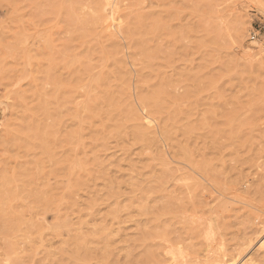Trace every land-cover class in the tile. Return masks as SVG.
Instances as JSON below:
<instances>
[{
	"label": "rangeland",
	"instance_id": "1",
	"mask_svg": "<svg viewBox=\"0 0 264 264\" xmlns=\"http://www.w3.org/2000/svg\"><path fill=\"white\" fill-rule=\"evenodd\" d=\"M254 32L264 38V0H0V264H60L77 237L100 229L96 246L112 242L125 264L169 191L201 206L187 219L193 234L185 238L186 219L170 228L164 222L169 235L152 242L156 258L147 264L193 260L206 247L210 217H218L222 239L202 254L213 256L203 264H239L253 246L244 264H264V48L251 39ZM157 51L149 77L145 53ZM165 76L176 95L195 91L194 99L172 105L192 110L173 129L181 147L188 123L203 125L205 135L191 141L197 160L211 128L220 125L230 136L218 158L225 163L215 160L216 186L189 177L198 178L163 135L166 116L153 117L140 102V91ZM110 93L123 104L117 114L105 98ZM33 112L54 130L53 158L45 159L35 140L7 141L19 128L28 137ZM130 113L149 132L145 141H136L135 123L123 119ZM160 170L182 178L168 179L155 201L143 198L139 185L157 186ZM196 182L204 189L187 188ZM43 186L54 194L49 210L28 192ZM141 204L149 207L146 216Z\"/></svg>",
	"mask_w": 264,
	"mask_h": 264
},
{
	"label": "bare ground",
	"instance_id": "2",
	"mask_svg": "<svg viewBox=\"0 0 264 264\" xmlns=\"http://www.w3.org/2000/svg\"><path fill=\"white\" fill-rule=\"evenodd\" d=\"M146 33H148V32H146ZM131 35H133V33H131ZM238 36H242V30L241 29L238 30ZM133 39L136 42V38H135L134 35H133ZM211 44H213V43H211ZM160 52L161 51H157L156 53H151V54H146L145 53V61L144 62L146 64V68L148 70L147 73H148L149 77H151L153 75V72L155 70L154 67H153V64H152L153 62L152 61L157 59V57L160 54ZM123 75L124 76H122V79L125 82L127 80V77L125 76L124 73H123ZM142 75H143V77L147 76L146 73H144ZM108 79L109 78L103 77V80H108ZM172 82L173 81L169 77L165 76V77H163L160 80V84L159 85H158V83L150 84L149 86H151V87H150L149 90L147 88H145V89L140 91V102L144 106V108H146V109H148L150 111V113H151V115L153 117L158 116V115L159 116H164V115L166 116L167 122L164 125V129H163L164 133H163V135L169 141L172 142L173 148H175V147L178 148V149H176L177 151L175 152L176 158H179V159H181V160H183L185 162H188L190 165H188L187 163H185L184 165L187 166L188 168H189V166H191L190 167L191 170L189 169L190 173L191 174H195L198 178H195L192 175H190L189 177L191 179H193V180H196V181L199 180V181L207 182L209 185H215L216 186L218 184V179L220 177L217 174V172H218L217 169H216L217 163H215V160H218L221 163H225V160H223V162H222L218 158H220L219 155L221 154L222 149H225L228 146V144H226L223 139L229 140L230 136L226 134V132L221 128L220 125H216L215 127L211 128L210 130L212 132L211 131H209V132H211L213 134V136L211 135V141L209 142V147L206 149V153L202 154V159L197 160V158L193 157L194 156L193 152H195L194 151L195 149L193 150V147L191 145V141L196 135H198V136L199 135H202V136L205 135V134L202 133L203 125H201L199 123H195V124L194 123H188L187 126L183 129V132L181 131L182 135H183V138H184V141L186 142L185 146L181 147L179 145L180 143H177L178 139H179V135H175L173 133V129H174V127H178L177 125L181 121V118H182L181 116L188 115V114L190 115V113H192V110L190 108H189L190 110L183 109V108L176 110V109H173L172 105L176 101H181L183 99H194L195 91H190L189 93H186L185 95L178 96V95H176V93H174L173 91L170 90V88H172V86H171ZM199 84H200V82H199ZM111 85H112V83H111ZM105 91L107 92V89H105L104 92ZM116 92H117L118 95H120V96L122 95L123 96L125 94V92H126V87L118 89V90H116ZM105 98L107 99V102L109 103V105L112 108L111 113L113 112L114 114H117V113L122 111L123 104L120 103L119 100H117V96L115 94H113V93L107 94V95H105ZM36 109H37V107H36ZM100 112L102 113L101 110H100ZM130 114L131 115L128 114L123 119L125 121L129 120V121H133L135 123L136 128H137V131L134 134L135 138H136V141L137 140L145 141L147 139L148 135H149V132L145 131L144 130L145 128L144 129L142 128L141 120H140V118L138 117V115L136 113H130ZM213 114L217 115V113H213ZM108 115H106V116H108ZM31 119L32 120L30 121V125H28V127H29V129L31 131L28 133V137L27 138L26 137L24 138V136L27 135V133H25L27 130L19 128V129L12 130L10 132V135H9L10 138L8 137L7 141L11 142V141L15 140L19 144V142L22 139H28L29 138V139L35 140L39 144V146L43 147L44 158L45 159L53 158V155H54V154L52 155L53 145H54L53 144V140H55L53 138V136H54L53 128L39 123L38 121H40V119H39V116H38L37 112H33ZM112 119H113V121L117 120V121L121 122L116 117H112ZM56 137H58V136L56 135ZM54 143H55V141H54ZM210 155H213L214 157L209 158ZM72 158H74V157L72 156ZM183 161H181V162H183ZM49 162H52V161H49ZM73 163H74V161H73ZM177 171H179V170H177ZM160 172H162V170H160ZM175 172L176 171H174V173ZM174 173H172V172L163 173L162 172L161 175H159L157 173L158 176L153 178V179H156V181L158 183L157 186H155V187H145V185L143 183V184L139 185L140 189H139V191L138 190L137 191L141 192V194L143 195V198H146L147 200H152L153 201L154 199H156V196H157L158 193L166 191L165 190L166 189L165 185H166V182L168 181V179L172 180L173 182H178V180L179 181L181 180L182 177L181 178H176V175ZM186 178H188V177H186ZM5 179H7V178H5ZM229 185H231V184H229ZM194 187H195L196 190L197 189H204V185L202 183H200V182H196V183H194L193 185H190V186L187 185V188L191 189V190H193ZM28 192L29 193L31 192V195L33 194V192H36V194L33 195V197L35 198V201L43 203V206L41 207L42 209L49 210V208L52 207V204H51L52 203V197H51V195L53 196L54 194L49 190L48 187L43 186L38 191H35L34 189H31ZM138 192H136V193H138ZM150 192H154V194H155L154 198H153V196L152 197L148 196V194ZM6 194H8V191L6 192ZM189 196H191V195L189 194ZM9 197H11V196L9 195ZM163 198H165L167 201L164 203V205L162 207V210L161 211H157L155 213L156 216L154 218L152 217V220H150V219L148 220L149 221L148 224H150L152 226V229L149 230V231H145V232L143 230L140 233V237L136 240L137 244L133 243L134 244V246H132V248H133L132 251L133 252L131 251L127 255L128 261L125 264H145L149 260L155 259L156 258V253H155L154 250H152V247L154 246L152 242L155 241L156 239H158L159 237L163 236L164 234H168L169 233L168 231H170L169 229H167L168 227L169 228L171 226L174 227L178 222L181 224V222H182L181 219L182 220L186 219L185 220L186 223L183 222L184 226L182 225L183 226L182 227L183 233L186 235L185 238L188 239V237L193 234L192 230L187 226L188 225L187 221H190L191 217H192L191 214H189V213H190V211L195 210L194 212H196V213L193 212L192 214H197V209L200 208L201 206H199L198 203H196V202H192V203H190L191 204L190 205L189 202H186V199H182V198L180 199L178 197H175V196H173L170 193V191L168 192L167 195L163 196ZM197 199H199V198H197ZM185 202L187 203L186 207H184L185 204H186ZM190 206H191V208H190ZM194 206H196V207H194ZM148 213H149V207L142 205L140 207L139 215L140 216H146ZM165 217L166 218L168 217V218L165 220ZM211 218H213V217H210L209 223H207V221H206V223L208 225L205 228L208 230L209 234L208 235L206 234L208 236V238H206L207 243H206V247L204 248V250H202L201 253H196V254L194 253L196 256H195V258L193 260H186L185 261L184 259H181V261H185V262L178 263L179 261L177 260L176 264H203V262H205V261H203V258L205 256L202 257V254L205 253L206 251L210 252L211 248L213 247V245L217 244L219 240L221 241L222 237H221L220 230H219V225H218L219 222L217 221L218 217L217 218H213V219H211ZM187 219H190V220H187ZM199 220H202V218H200ZM146 222H147V220H146ZM164 222H167V223L169 222L168 223L169 224L168 227L167 226L166 227L162 226ZM201 222H203V221H201ZM201 222H200L201 225H204V224L206 225L205 222H203V223H201ZM7 226H8L9 229L12 228L11 225L4 223L3 229L6 230ZM103 230L104 229H100V231L98 233H91L90 235L88 234V236H86V237H85V235H84V237L83 236L77 237L75 239V251H74V253H68V252L66 253V251L64 250L63 258H61L60 264H88V263H90L92 261H97L95 264H123L121 259L117 258L116 253H115V249H113L112 242H110V241L107 242L106 245L104 246V248H100L99 247L100 248L99 249L98 246H96L98 243H100V241L102 239L103 232H104ZM193 231H194V234H195L196 230H193ZM202 234H204V233H202ZM209 235H211V236L209 237ZM246 238H247V236H246ZM237 240H238V238H237ZM179 241H180V239H179ZM241 241L239 240L240 243H241ZM239 242H237V243L239 244ZM221 243H223V242H221ZM9 244H10L9 246H11V248H13V244L12 243H9ZM243 245L244 244L242 243V246ZM250 247H252V245ZM138 248L145 250L144 251L145 254L143 255V257L142 256L139 257V255L135 253V251ZM236 248H234V249H236ZM251 249L250 250L249 249L246 250L247 254L245 255V257H243L242 260H240L241 262H239V260H237L239 264H244V261H245L247 255L249 254V252L251 251ZM238 250L240 251V249H238ZM191 255L192 254L190 253V256ZM193 256L194 255H192V257ZM236 256H232L230 260L234 261ZM212 257L213 256H211V255H207L205 257V260L206 261H210V260H212ZM238 258H240V257H238ZM228 263H229V261L225 260L223 258H219L218 260L217 259L214 260V264H228ZM17 264H22V263L18 262ZM233 264H234V262H233Z\"/></svg>",
	"mask_w": 264,
	"mask_h": 264
},
{
	"label": "built area",
	"instance_id": "3",
	"mask_svg": "<svg viewBox=\"0 0 264 264\" xmlns=\"http://www.w3.org/2000/svg\"><path fill=\"white\" fill-rule=\"evenodd\" d=\"M251 39L256 43H262L263 48H264V38H262V36L260 35V32H254V34L252 35Z\"/></svg>",
	"mask_w": 264,
	"mask_h": 264
}]
</instances>
